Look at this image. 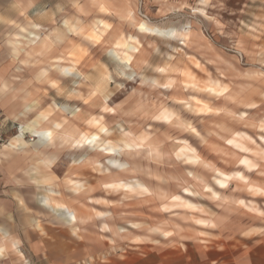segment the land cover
Wrapping results in <instances>:
<instances>
[{"label": "rangeland", "instance_id": "374dc122", "mask_svg": "<svg viewBox=\"0 0 264 264\" xmlns=\"http://www.w3.org/2000/svg\"><path fill=\"white\" fill-rule=\"evenodd\" d=\"M91 1L97 5L103 2L108 7L104 0ZM133 2L134 13L127 12V16L132 14L133 20L124 22V26L119 23L117 27L122 29V33L138 35L142 46L136 56L137 63L125 66L108 54L118 35H112L113 41L109 37L102 39L97 46L84 38L72 39L69 44L81 45L80 48L85 49L82 56L96 62L98 72L87 73L85 82L76 77L67 78L68 85H64L63 95L67 96L70 107L84 109L75 116V122L69 123L80 130L91 131L93 128L86 127L83 120L91 114H99L111 129L110 138L114 140L120 138L122 128L140 133L153 118L168 121L172 115L188 126V131H185L187 129L180 122L155 124L153 129L156 131L146 145L148 150L127 156L135 168L129 175L141 176L149 192H131L140 198L121 199L120 192H108L103 188L125 192L121 188L104 185L110 178L99 176L91 168H71L66 154H57L59 163L64 165L56 164L52 170L59 178L57 183L64 197L70 196L61 183L67 176L80 177L89 186L85 198L74 202L80 207V218L89 222L85 226L78 224L79 230L77 227L72 229L78 236L71 234L65 226L50 222L48 216L37 213L35 207L15 211L14 186L2 182L1 171L0 199L7 200V209L16 220L20 222L21 219L23 225L26 217L40 215L38 220L51 229L46 235L57 241V248L51 249L47 256H63V264H264V156L261 154L264 151V0ZM102 14L106 13L95 11L86 25H91L90 22L97 17L103 18ZM107 14L111 16L107 21L115 27L117 20L114 15L111 12ZM141 19L150 22L148 28H176L178 35H154L148 30L141 33L136 28ZM11 29L13 26L9 27ZM15 33L20 35L21 31ZM90 55L94 57L90 58ZM69 60L72 59L65 61ZM158 68L164 71L160 72ZM10 77L11 90L19 87L28 74L19 71ZM152 78H156L160 86L153 84ZM175 81L176 89L170 87ZM95 88H99V94L88 101ZM226 92L227 96H223ZM172 96L185 100L172 99ZM104 98L106 104L103 103ZM39 101L38 108L45 107L46 99ZM84 101L88 103L84 105ZM253 102L256 106L249 108ZM242 111H248L244 118L239 117ZM165 112L170 116L166 117ZM31 117L5 120L0 111V147ZM197 131L198 137L190 134ZM231 135H237L245 147L253 148L251 153L226 145V141L233 142L228 138ZM25 136L27 141H33L30 134ZM177 139H183L182 143ZM55 146L66 148L58 143ZM181 146L184 161L197 164L201 157L204 163L193 167V164L177 160L175 152ZM27 151L33 150L29 147L24 152ZM33 152L36 153L31 154V161H37L39 157L54 160L53 163L57 160V155L51 153L52 149ZM243 156L250 157L256 167L238 165ZM105 162L108 164L107 158L101 161L103 165ZM120 163L126 164L125 159L121 158ZM191 167L195 174L192 178L186 174ZM216 167L222 174H215L214 187L211 183ZM235 170L242 171L245 177L233 178L228 184L230 175L226 173ZM42 172H51V169L44 168ZM204 181L210 183L206 188H203ZM186 186V190H182ZM181 191L195 194L189 197L194 203H183V208L188 206L199 211L205 208L206 212L176 209L166 213L160 210V205L167 202L169 196ZM90 196L103 197L109 202H90ZM26 203L34 205L33 202ZM96 210L112 212L108 219L110 231L102 230ZM192 215L210 216L216 226L198 225L194 221L200 220L192 218ZM121 227L125 231L120 233L118 228ZM56 231H60L59 234ZM200 231L215 236L210 238V243H203L201 239L208 235ZM162 233L168 236L163 237ZM106 235L113 238L112 244ZM134 237H140L142 242L132 243ZM9 239L14 240L12 237ZM23 253L27 259L31 256L29 250ZM0 264L21 263L5 252Z\"/></svg>", "mask_w": 264, "mask_h": 264}, {"label": "crops", "instance_id": "0c3cea01", "mask_svg": "<svg viewBox=\"0 0 264 264\" xmlns=\"http://www.w3.org/2000/svg\"><path fill=\"white\" fill-rule=\"evenodd\" d=\"M104 1L107 2L110 9L103 2L97 5V3L91 0L0 1V111L4 114L5 120H11L12 118L22 119L32 115V117L28 119V122L21 125L22 128H19L18 133L10 137V139L0 147L1 180L5 184H12L14 186L12 198L15 203V211L19 209L27 211L35 207L37 213L48 216L49 221L54 224L65 226L73 235H75L72 232L74 227H77L79 230L78 224L85 226L89 223L87 220L80 218V207L74 203L85 198L89 189L87 192L85 190L89 186L87 182L80 177L67 176L61 180V183L70 196L64 197L60 185L57 183L59 178L52 170L56 164L61 167L64 165L63 162L59 163L57 154H66L68 165L71 168H77L79 170L91 168L92 171L101 177L119 175L125 180H129L130 178L133 179L134 177L145 182L141 176H131L117 167L108 165L106 162L104 164L106 166L108 165L109 171L102 172H100L95 165H81L78 162V159L82 156L94 152L85 145V138L89 133L96 130L98 125L104 122V119H102V116L99 114H91L88 119L83 120L84 125L88 128H93V130H80L76 139L68 147L46 146L49 140V134L55 135L69 121L75 122V119H77L75 116H79L80 113L84 111L80 106L70 107L67 96L64 97V85H68L67 78L76 77L85 82V75L87 73L98 72V65H96V62L87 60V56L85 55L82 56L85 49L80 48L81 45L79 44H77V46L73 44L70 45V40L84 38L97 46L102 39L109 37L113 41L114 37L118 35L112 44V48H115L122 59L114 60L121 61L125 66H131L137 63L136 56L140 51L135 55V49L142 45L138 35L122 33V29H118L117 27L119 23L124 26V22L127 23L128 20H132L127 17V12L132 11L134 13L133 0ZM97 10L106 14H102L104 16L103 18H93L94 20L90 22L91 25H86L88 19L91 18L93 13ZM110 12L114 15L115 20H117L115 27L112 26L111 22L107 21L111 20V16L107 14ZM141 20L146 26L150 23L148 20ZM11 26H13V29L9 30ZM21 28H23V30ZM17 30L19 32L21 31L20 35L15 33ZM139 32L142 33L144 30H139ZM28 33L29 35L32 34V36H29ZM35 34L36 36L40 35V38H46L45 48H39L37 45H34L33 42H30L31 38L33 40L34 37H36L34 36ZM112 35H114V37H112ZM20 38H23L25 42H22ZM132 46H134V48H131ZM134 55L135 57L131 65H127V61ZM89 57H94V55H90ZM66 59L72 60L67 62L65 61ZM19 71L27 73L28 78L20 83L19 87L10 90L9 85H12L10 75ZM56 87H58V89H56ZM98 89L95 88L94 95L90 97L88 101L99 94ZM57 90H62V92ZM59 92H61V94H59ZM40 99H46L45 107L38 108ZM88 101H84L83 104L85 105ZM30 103H34L33 107L25 111V106ZM50 117L52 120H56V124L52 125L49 130L44 133L38 132L37 128ZM168 123L169 122L165 118H153L145 130L138 134L125 129L127 133L126 137L137 145H144V143L152 139L156 131L153 129L155 124L168 125ZM26 134L33 136L32 142L26 140ZM190 134L194 137L199 136L198 131ZM228 138L233 139V142L230 143L226 141V145L233 146L238 149V151H247L251 153L253 150V148L248 146L245 147L243 142L238 141L239 138L237 135H231ZM177 141L182 143L183 139H177ZM234 143H237V146H234ZM187 144L190 148L195 150V147L191 146L188 141ZM29 147L34 151L52 149L51 153L57 155L56 162L50 165L42 160L31 161L30 159L33 158L31 154L34 155L36 152L27 151L22 153L24 149ZM101 148L104 150L109 149L112 155L120 149V145L116 140L107 136L104 138ZM81 153H83V155ZM261 154L264 156V151H262ZM105 156L107 157L110 155L101 156V160H103ZM175 158L182 161L184 164H193L191 165L193 167L198 166L201 161V157L198 159L197 164L191 163L192 161H184V157H182V146L175 152ZM74 163L76 164L74 165ZM129 164L131 166L134 165L132 162ZM238 165L247 168H251L248 167V165L254 166V168L256 167V164H252L251 158L248 156L241 157L238 160ZM193 167L186 170L191 177L195 176L194 170L192 169ZM44 168H50L51 172H42ZM226 174L230 175L228 184L233 178L242 179L241 177H245L240 170H235ZM214 177L215 172L211 183V185L215 187L213 183ZM78 184H82V191L77 192L73 190V186ZM95 184L96 181L93 185ZM103 188L108 192H120L121 199H130L132 197L140 198V195L137 194ZM185 196H188V198ZM192 196H195V194H186L183 193V191L175 193L168 198L167 202L160 205V209L166 213L176 209H185L191 212H206L205 208L203 211H199L190 209L188 206L182 207L183 203H194V201L189 198ZM88 201L96 203L109 202L103 197L91 196L88 198ZM26 202H33L34 205L32 204V206H29ZM7 205V200L0 199V235L2 236L0 245H5L7 249L4 248L5 252H9L10 255L15 256L17 263L21 264H63V256L57 258L47 256L51 249L57 248V241L47 236L51 229L45 225L46 223L42 224L41 221L38 220L40 215L37 217H26L23 225L21 219L19 222L16 220L15 215L10 213L7 209ZM95 215L100 220L102 230L104 232L110 231L108 219L112 216V212L110 210H96ZM192 218L200 220H193L198 225L200 224L209 228H214L216 226L210 216L202 218L197 215H192ZM123 231L125 230L122 228L121 232ZM59 232L60 231H56L55 233L59 234ZM200 232L203 235H208V237L201 239L203 243H210V238L215 236L209 232ZM75 236H78V234ZM167 236L166 234L163 235V237ZM10 237L14 240H10ZM105 237L108 239L109 243H113V238L110 235H106ZM5 238L7 239L5 240ZM131 242L134 244L141 243L142 239L140 237H134ZM153 242H156V240H153ZM24 250H29L30 257L32 258L29 257V259H27L23 253ZM33 257L36 259L35 262H33Z\"/></svg>", "mask_w": 264, "mask_h": 264}, {"label": "bare ground", "instance_id": "6f19581e", "mask_svg": "<svg viewBox=\"0 0 264 264\" xmlns=\"http://www.w3.org/2000/svg\"><path fill=\"white\" fill-rule=\"evenodd\" d=\"M202 2H206V0H201ZM128 18L132 19V14H128L127 16ZM2 18V17H1ZM133 20V19H132ZM33 25V24H32ZM141 26H143V29L141 28ZM25 27V26H24ZM31 27V25H30ZM37 27V26H36ZM136 28L138 30H149L150 32L154 33V35L156 34H160V35H164V36H168V37H174V36H177L178 35V31L176 28H168V29H165L163 27H159V26H156V27H152V28H148L145 26V24L142 23V20L136 24ZM23 30V28H21ZM38 29V28H37ZM65 30V29H64ZM25 31V30H24ZM60 31V30H59ZM29 32V31H28ZM33 32V31H31ZM39 34H41L40 32H38ZM74 33V32H73ZM29 35V33H28ZM25 36V35H24ZM29 36H32L29 35ZM36 36V34L34 35ZM40 36V35H39ZM39 36H36L34 37V39L30 40V42L34 45H37V46H41L42 48H45V45H46V38H40ZM22 37V36H21ZM28 37V36H27ZM29 41V40H28ZM115 41V40H114ZM113 41V43H114ZM51 43V42H50ZM112 43V44H113ZM48 44V43H47ZM52 44V43H51ZM49 46V45H47ZM142 46V45H141ZM141 46H139L138 48H136V52L138 53L141 49ZM131 48H134V46H132ZM108 53L112 56L113 59H117V60H121L122 58L120 57L119 53L115 50V48H110L108 50ZM135 57V56H134ZM134 57L130 58L128 60V64L131 65V63L133 62L134 60ZM124 62V61H123ZM165 68V66L163 67ZM163 68H158L160 72H163L164 69ZM78 70V69H77ZM76 70V71H77ZM75 71V72H76ZM80 73V72H79ZM107 77V76H106ZM44 78V77H43ZM145 79V78H144ZM178 81V80H177ZM151 82L155 85H159L160 86V83L157 82L156 78H152L151 79ZM158 86V87H159ZM170 87H174L175 89L177 88V85H176V81L170 85ZM229 92V91H228ZM228 92H226L223 96H227ZM103 95V94H101ZM172 99H180V100H185V98H182V97H175V96H172ZM103 103L106 104V100L105 98L103 99ZM256 102H253L252 104H249V108H254L256 105ZM34 103H30L28 105L25 106V111L26 110H30L32 107H33ZM67 110V109H66ZM68 111V110H67ZM113 111H115L113 109ZM220 111V109H219ZM246 112L248 113V111H242L240 114H239V117L241 118H244L246 117ZM27 113V112H26ZM165 116H170V115H167V112H165ZM168 125H171L175 122H180L182 123V125H184V127L187 129L185 131H188V126L183 123L181 120H179L177 117L175 116H170L168 118ZM66 123V122H65ZM56 124V120H52L51 117L50 118H47L46 121L44 123H42L38 128H37V131L40 132V133H44L46 132L47 130H49V128ZM121 126V125H119ZM21 127V126H20ZM124 127V126H122ZM22 128V127H21ZM111 129H109L107 127V125L103 122L101 123L100 125H98V127L96 128V130L92 131L91 133H89L86 138H85V145L90 149V150H93L94 152L91 153V154H86L84 156H82L80 159H78V162L81 164V165H95L97 167V169L99 171H109L108 170V165H103L101 163V156H104V155H110V156H105L104 158H107L108 159V164L113 166V167H117L119 168L120 170L124 171V172H127L128 174L133 172L135 170L134 168V165L131 166L129 163V160L126 159L127 156H132V155H135V154H138V153H142V152H145L147 149L146 145L149 141H147L146 143H144V145H137L133 142H131L127 137H126V132H125V129H121V133H120V138L118 140H116V142L120 145V149L117 150L114 154L111 155V152L109 149L107 150H104L102 147V144H103V141H104V138H106L107 136H110L111 135ZM58 131V130H57ZM80 133V129L76 126V125H73L71 123H67L65 126H63L55 135H50L49 134V140L46 144L47 147H51V146H55L57 143L59 145H62L64 147H68L69 145H71L73 143V141L76 139L77 135ZM139 143V142H138ZM25 151V149L23 150V152ZM34 151V150H33ZM84 153V152H83ZM83 153H81L83 155ZM199 155V154H198ZM80 156V155H79ZM200 156V155H199ZM74 158V157H73ZM78 158V157H76ZM121 158H124L125 161H126V164H121L120 163V160ZM174 159V158H173ZM37 160H42V161H46L48 164L52 165L53 164V161L54 160H51V159H45V158H42V157H39ZM77 162V163H78ZM203 160L201 158V161L200 163H202ZM204 163V162H203ZM71 164V163H70ZM76 163H74L75 165ZM214 172L215 174H222L221 170L218 169L216 167V169H214ZM187 176L192 178L187 172H186ZM195 177V176H193ZM108 178H110V181L108 182H105L104 185H106L107 187H110V188H121L123 190H125V192H135V193H138V194H146L147 192H149V188L147 187L146 183L143 182L142 180H140L139 178H130L129 180H125L123 178H121V176L119 175H108ZM128 179V178H127ZM204 180V179H202ZM191 181V180H190ZM205 183V181H204ZM219 183H222V182H219ZM249 184V183H248ZM84 185V184H83ZM226 185V184H225ZM208 186L207 183L204 184L203 188H206ZM68 188V187H67ZM106 188V187H105ZM88 189V188H87ZM87 189L85 191H87ZM191 189V188H190ZM73 190L74 191H82L83 190V186L82 184H78L76 186H73ZM182 190H186V187H183ZM74 193V192H73ZM194 194V193H193ZM162 195V194H161ZM173 195V194H172ZM171 195V196H172ZM199 195V194H198ZM169 196V197H171ZM221 195L219 194L218 195V198L220 197ZM142 197V196H141ZM168 197V198H169ZM199 198V197H198ZM229 200V199H228ZM241 203L242 200H241ZM66 206V205H65ZM73 207V206H72ZM160 208V207H159ZM67 209V208H66ZM72 209V208H71ZM76 209V208H74ZM73 209V210H74ZM161 210V209H160ZM77 213V212H76ZM75 215V214H74ZM110 217V216H109ZM78 223V222H77ZM131 224V223H130ZM122 231V227L121 228H118V232H121ZM164 232V231H162ZM160 234V233H159ZM166 233H162V235H165ZM167 235V234H166ZM8 238V237H7ZM5 238V240L7 239ZM5 245L1 244L0 245V258H2L5 254ZM17 248V247H15ZM7 250V249H6ZM9 251V250H8Z\"/></svg>", "mask_w": 264, "mask_h": 264}, {"label": "snow or ice", "instance_id": "6c2138e0", "mask_svg": "<svg viewBox=\"0 0 264 264\" xmlns=\"http://www.w3.org/2000/svg\"><path fill=\"white\" fill-rule=\"evenodd\" d=\"M141 28L143 29V26H141Z\"/></svg>", "mask_w": 264, "mask_h": 264}]
</instances>
